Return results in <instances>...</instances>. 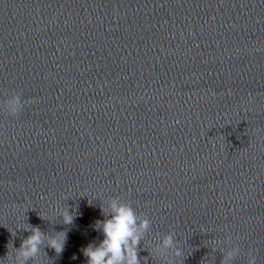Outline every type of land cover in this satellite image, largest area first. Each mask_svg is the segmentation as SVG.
<instances>
[{"label":"clouds","instance_id":"9594fccd","mask_svg":"<svg viewBox=\"0 0 264 264\" xmlns=\"http://www.w3.org/2000/svg\"><path fill=\"white\" fill-rule=\"evenodd\" d=\"M25 103L21 95L12 92L5 97L3 107L10 116H16L23 110ZM261 150H264V145H261ZM106 204L107 207H101L106 218L96 223V229L102 231L103 239L98 244H89L82 250L87 264H141L139 246L151 227L150 219L143 214H137L130 203L122 202L118 198H111ZM57 213L63 224L73 223L74 215L70 214L68 208L58 209ZM23 230L29 231L30 235L22 240L19 248H14V264L34 262L44 247L53 249L57 255L63 252L66 232L59 231L55 235H47L36 226ZM224 243L229 247L222 253L220 264H233L240 255L241 248L233 244L230 233L225 235ZM153 250L158 256L165 257L166 264H172L173 258L184 255L183 248L175 239V233L164 235L159 244L154 245ZM247 264H256V257L251 252L248 254Z\"/></svg>","mask_w":264,"mask_h":264}]
</instances>
